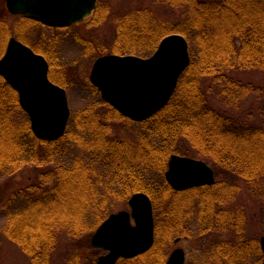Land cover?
Listing matches in <instances>:
<instances>
[{"label": "trees", "instance_id": "16d2710c", "mask_svg": "<svg viewBox=\"0 0 264 264\" xmlns=\"http://www.w3.org/2000/svg\"><path fill=\"white\" fill-rule=\"evenodd\" d=\"M153 1L181 10L180 18L165 20L152 9L138 8L117 19V36L109 46L73 35L88 55L144 58L171 34L188 40L191 63L174 95L140 123L103 100L89 78L77 84L64 76L60 47L69 31L81 23L54 28L14 16L7 8L3 12L12 17V23L0 14V59L10 38L17 35L48 60L54 82L66 89L80 86L88 99L87 105L72 113L63 138L43 141L34 135L18 92L0 75V172L6 175L30 164L53 167L41 175L42 185H52L48 191L37 186L19 191L2 209L8 237L34 264H50L60 234L76 238L93 234L110 215L112 203L128 204L139 192L152 200L156 241L147 253L120 259L117 264H166L178 239L212 233L220 238L204 244L196 264L262 263L260 241L243 235L246 212L232 204L241 190L240 181L256 189L264 179V127L224 116L208 105L207 96L212 84L220 85V94L229 106L239 107L251 94L263 95L262 88L227 73L235 69L264 71V0ZM107 14L108 8L99 3L84 25H97ZM207 79L211 84L206 90ZM122 121L138 126L136 139L114 134L113 125ZM182 141L219 166L222 174H230L231 180L174 190L165 175L173 155L188 156L185 151L191 149L184 150ZM20 199L23 204L17 205Z\"/></svg>", "mask_w": 264, "mask_h": 264}, {"label": "water", "instance_id": "95a60500", "mask_svg": "<svg viewBox=\"0 0 264 264\" xmlns=\"http://www.w3.org/2000/svg\"><path fill=\"white\" fill-rule=\"evenodd\" d=\"M98 0H6L8 11L50 27L82 22ZM191 63L189 43L181 34L165 37L149 58L105 55L94 63L90 81L102 98L123 116L143 122L168 104L179 79ZM49 63L22 41L12 37L0 59V75L19 94L34 135L55 141L67 131L71 110L66 89L49 77ZM168 184L186 191L216 183L215 172L204 161L173 155L166 172ZM130 211L111 214L92 237V245L108 253L97 264H117L147 253L155 244L151 198L143 192L129 200ZM264 264V237L261 239ZM167 264H186V252L175 249Z\"/></svg>", "mask_w": 264, "mask_h": 264}, {"label": "rangeland", "instance_id": "374dc122", "mask_svg": "<svg viewBox=\"0 0 264 264\" xmlns=\"http://www.w3.org/2000/svg\"><path fill=\"white\" fill-rule=\"evenodd\" d=\"M99 3L101 6L108 8V14L106 15L105 19L102 20L99 24L91 26L84 25L86 23V21L84 20L83 22H81L80 26L69 31L71 33L68 34L69 36L66 38V41H64L65 43H63V45L60 47L62 54V72L66 79L70 81L75 80L77 84L82 79L85 80L89 78L90 80V75L94 63L97 59L105 55H113V53H106L103 55H88L85 52L84 44H81L80 42L78 43L77 40H74V38L76 39V37H73V35H78L79 38L94 40L99 44L109 46L113 41H115L117 36V19L128 12H131L138 8H149L152 9L157 16L170 21H177L180 18L181 13V10L172 9L167 4L157 3L153 0H99L97 6ZM5 8H7L6 0H0L1 15L5 14L3 12V9ZM5 17H7V14H5ZM7 20L12 23L13 19L12 17H7ZM12 37L18 39L17 35ZM227 75L230 78L240 80L245 83H252L264 90V71L262 70L235 69L228 72ZM51 81L54 82L52 79ZM54 83L57 84L56 82ZM210 84L211 80L207 79L204 84L205 89L206 86H210ZM61 87L64 88L63 86ZM212 87V93H209L207 96L208 105L212 109L218 111L226 117L241 121L245 124H250L253 127H264V93L262 96H258V94H251L250 96L244 98L239 107H234L224 103L225 96L223 97L220 94L219 84H212ZM66 91L68 94L71 115L73 112L80 110L85 105H87L88 99L84 98L85 96H83L80 86L74 89H66ZM113 127L114 134L121 135L125 138L136 139L138 133L137 125L122 121L115 123ZM181 146L184 148V150H186L187 148H190L191 150L185 151L188 156H180L206 162L215 172L216 182L220 179L222 180V178L231 180L232 176L230 174H228L227 172H224V174H222L219 166L215 167L211 161L198 155L196 150L191 147L188 141H184ZM191 152L193 154H190ZM51 170H53V167L51 166L40 167L30 164L16 172L6 175L0 172L2 174V176L0 175V264H34L30 256L26 252H24L18 244H16L8 237L6 233L8 222L7 218H5L4 214L2 213V209L12 199H15L16 193L19 191L30 190L31 187L36 186L41 190L48 191L50 189L49 187L52 185H42L41 175L45 174L46 172H50ZM239 185L241 186V190L237 195L236 200L233 202L232 208H240L246 212L243 234L244 237L247 239L258 240L261 244V239L264 237V179L260 180V185L256 189H252L247 182L245 183L243 181H240ZM19 201L20 202H18L19 204L17 205H22V201H24V199H20ZM14 207H16V205L11 207V209ZM110 207L112 208L109 212L110 215L118 213L122 210L130 211L129 202L128 204L123 205L112 203ZM96 231L91 235L86 234L78 238L68 233L60 234L58 244L54 253L52 254L50 264H97L98 259L101 256L106 255L107 252L95 248L92 245V237L96 233ZM219 238L220 237L218 235L213 233L205 235V237L197 236V234L189 237H182L171 246L169 256L175 249L183 248L186 252V264H196L197 260L200 259V255L202 254V247L204 246V244H211V241L215 242L216 239ZM225 238H228V236H225ZM74 257H77V259ZM72 258H74V260Z\"/></svg>", "mask_w": 264, "mask_h": 264}]
</instances>
